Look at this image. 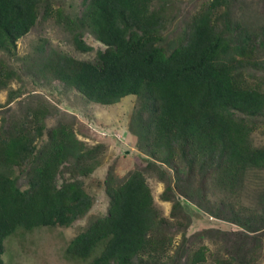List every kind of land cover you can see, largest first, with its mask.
<instances>
[{
	"label": "trees",
	"instance_id": "1",
	"mask_svg": "<svg viewBox=\"0 0 264 264\" xmlns=\"http://www.w3.org/2000/svg\"><path fill=\"white\" fill-rule=\"evenodd\" d=\"M180 2L81 0L79 14L70 15L54 0H0L5 54L16 55L39 17L63 25L81 52L92 50L85 31L104 46L92 61L44 55L34 82L57 81L102 105L137 100L128 131L146 164L120 178L108 171L106 213L64 249L87 264H259L264 255V195L257 207L237 200L247 171L264 170V144L252 141L264 126V28L236 16L238 0H198L170 38ZM18 77L0 56V91H8L0 111V264L4 240L18 227H68L88 213L94 197L84 178L106 151L78 138L77 119L43 94L11 89ZM146 171L164 182L159 198L171 203L168 216L155 205ZM213 189L229 197L210 200ZM190 203L237 229H206L217 238L214 248L190 243Z\"/></svg>",
	"mask_w": 264,
	"mask_h": 264
},
{
	"label": "rangeland",
	"instance_id": "2",
	"mask_svg": "<svg viewBox=\"0 0 264 264\" xmlns=\"http://www.w3.org/2000/svg\"><path fill=\"white\" fill-rule=\"evenodd\" d=\"M180 1L181 8L167 32L170 38L179 32L186 15L193 10L198 0ZM54 2L70 15L79 14L82 8L81 0H54ZM236 4H239L235 11L238 18L248 22L257 30L264 28V0H238ZM83 39L92 46V50L81 52L75 49L71 34L63 25L56 23L52 18L39 17L30 31L18 40L15 56L0 51V56L11 63L19 73V77L11 82V89H20L26 94H43L50 102L77 119L75 130L78 138L89 145L97 142L106 145L102 164L90 176L84 178L86 191L94 197V204L88 213L68 227L40 226L31 230L18 227L4 240L1 258L6 264H87V260L68 256L64 249L69 240L83 230L90 220L106 213L108 199L104 192V179L108 171L112 170L114 177L120 178L129 170L136 167L143 168L146 164V155L136 147L135 137L128 131V122L137 103L134 95L124 96L113 104L102 105L86 101L77 91L64 89L57 81H52L50 84H47L46 80L34 82L36 76L38 77V73L34 74L38 70V61L46 54L59 52L92 61L97 51L104 49V46L88 31L84 32ZM258 74L263 75L264 72ZM7 92V89L0 91V104L4 105L0 107L2 112L7 107L5 106ZM16 101L11 102L10 105L14 106ZM57 118L56 116L49 118L47 126L55 124ZM252 141L255 145L264 144V126L252 134ZM146 179L156 207L162 215L168 216L171 203L159 198V194L164 189V182L160 181L156 172L152 171H146ZM18 185L22 189L26 188L23 176L18 179ZM263 195L264 170L249 169L237 200L243 205L257 207L263 200ZM209 196L213 201L229 197L226 192L218 189H213ZM187 213L190 217L187 234L189 242L194 245L203 242L214 248L217 238L204 232L207 231L206 229H237L235 225L210 216L191 203ZM263 262L264 255L258 260L259 264ZM207 264L211 262L208 261Z\"/></svg>",
	"mask_w": 264,
	"mask_h": 264
}]
</instances>
